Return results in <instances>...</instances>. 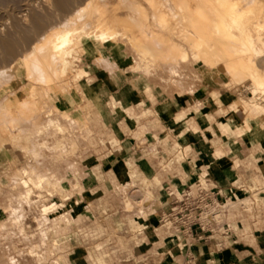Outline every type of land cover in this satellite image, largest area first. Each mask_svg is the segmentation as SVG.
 <instances>
[{
  "label": "crops",
  "instance_id": "crops-1",
  "mask_svg": "<svg viewBox=\"0 0 264 264\" xmlns=\"http://www.w3.org/2000/svg\"><path fill=\"white\" fill-rule=\"evenodd\" d=\"M117 88V93H131L121 101L126 112L102 116L98 122L80 111L78 100L67 104L63 91L56 97L55 109L65 106L71 116L87 119L86 130L72 146L75 153L82 150L86 156L87 179L79 181L74 176L67 184L98 195L76 200L78 208L68 213L67 224L55 229V235L62 238L58 248L46 243L37 248L40 254L58 255L49 264H264V159L243 134H225L217 128L221 120L238 122L234 110L223 105V89L203 84ZM101 89L104 103H108L115 90L107 85ZM180 130L186 134V143L180 140ZM12 140L11 104L3 102L0 189L7 187L10 172L33 153ZM41 140L43 156H48V145L55 155L63 154L61 133L45 132ZM63 162L61 158L58 163ZM129 173L135 174L137 188L148 193L141 203L144 212L128 213L127 202L111 195ZM195 177L204 179L220 196H231L234 206L207 242L192 239L195 243L191 245L178 227L161 217L170 212L174 193L185 187L196 189L199 181ZM51 184L60 189L64 182ZM116 204L119 208L113 209ZM34 208L28 206L21 214L24 222L40 219L42 213ZM24 232L25 236L30 231ZM20 247L13 252L29 251L27 246Z\"/></svg>",
  "mask_w": 264,
  "mask_h": 264
},
{
  "label": "rangeland",
  "instance_id": "rangeland-1",
  "mask_svg": "<svg viewBox=\"0 0 264 264\" xmlns=\"http://www.w3.org/2000/svg\"><path fill=\"white\" fill-rule=\"evenodd\" d=\"M35 1H37L36 6L29 13H32V11L46 13L47 11L39 6V0ZM115 3V0H112V3L107 4V10L105 7L100 6L94 13V19L98 18L99 15H102L101 22L109 18L108 24L104 26L105 31L116 36V41L123 43V57L120 61L110 55L105 59H97L83 52H76L72 42L66 48L65 54L58 58V61L66 66V70L57 79H48L44 76L43 70L34 64L30 65L27 71L18 77V86L11 87V85H8L14 82V76H11L9 70L11 64L27 53H30L29 57L32 61L37 60V54H34L36 52V40H32L27 46H21L13 55H5L0 46V89L7 87L6 92L0 97V104L3 102L7 105L11 104V138H13V143L22 150L33 149V153L29 157L25 156L26 162L18 164L17 168L10 172L9 178L6 179L8 180L5 185L7 187L0 189V212L2 218L0 221V264H49L56 260L58 255L55 252L40 254L37 248L45 246L47 243L57 249L62 238L55 235V229H60L67 224V221L64 220L68 213L78 208V205L75 204L76 200L79 201L82 198L98 195L94 190L83 187L72 189L67 184V182H72L74 176L79 181L87 179V171L85 170L88 161L86 156H82V150L79 154L72 149L74 140L79 138V134L86 130L87 119H77L71 116L67 113L65 106H62L60 110L55 109V101L58 100L56 97L61 95V91L65 95L64 100L67 104L71 105L78 100L80 102V111L86 116L90 113L98 122V118L102 116L113 117L118 116L123 110L126 112L121 101H124L125 97L131 95V93H117L119 85L156 84L171 86L202 84L189 71V68L193 66L197 59L191 57L189 62L185 63L179 57L160 56L152 60L139 53L133 46L132 40L145 29V23L142 22L143 20L135 6H133L131 11H127L124 7H120ZM252 3L253 0H241L237 5V9H245ZM258 5L255 6V10H257ZM193 8L201 16L198 26L206 27L205 12L200 10L196 4L193 5ZM21 9L23 7L14 11L0 10V38L16 37L21 27L29 25V22L27 24L17 23V25L14 23L18 21L22 13H25ZM255 12H253V16ZM254 20L263 22L264 13L262 17ZM50 29H53L51 33L57 36L65 31V23H58L55 26L48 27L41 34L44 36L45 32L47 33ZM156 29L164 32L161 27ZM184 29L189 30V27L185 26ZM164 33L168 35L167 32ZM172 37L175 43L188 48L184 36L173 35ZM38 44L41 46L43 42ZM255 49V52L244 51L243 55L246 59H251L255 53H259L264 58V43L258 44ZM38 55L46 60L57 58L56 56L46 58L47 56L44 52ZM147 61L148 68H146ZM262 66L264 69V59ZM214 69L217 70L219 68L216 67ZM80 70H86L87 73L79 77ZM139 74L146 75L144 82L138 80ZM221 76V83L216 86L223 89L221 96L223 105L224 107L232 108L234 110L233 116L238 122L242 123L241 118L238 116L242 108L240 98L252 95L250 91H243L247 81L236 80L226 73H221ZM105 85L115 90V92H112L111 100L108 103H104V93L102 92L103 89H101ZM94 88L96 90L95 94L92 93ZM98 90H101V92H98ZM19 95L21 100L20 103H17L15 99ZM183 126H179V128ZM45 132H50V134L61 133L63 135L65 140L63 154L55 155L50 145L47 146L49 150L48 156L40 154L41 146L44 145V141L41 139ZM262 132H264V123ZM186 142L187 138L183 143ZM61 158L62 161L64 160L62 165L58 163ZM25 169L28 170L29 175H40L43 179L37 183L31 182L23 185L21 181L26 177L24 175ZM195 178L199 182L205 183L204 179ZM55 181H63L64 184L60 189H57L51 184V182ZM137 185L135 174L129 173L128 177L124 178L121 186L113 188L111 194L112 197H122L125 202L130 201L132 203L131 209H127V206L124 207L130 214L144 212L142 204L137 201L138 197L143 194L137 188ZM165 192L167 193L168 190ZM28 206H35L34 211L37 213H42L45 206L50 207L46 215L49 220L46 222L43 219H36L24 222L21 214L25 213V209ZM112 207L113 209L119 208L117 204ZM171 208L172 206L170 210ZM36 218H38V215H36ZM39 218H42V215ZM35 228L38 229L34 231ZM41 228L49 231V237L45 239L44 243L39 235ZM24 229L30 231L29 235H23L25 234ZM14 230L17 231V235H15ZM194 243V240L190 239L188 241V244L192 245ZM20 246H27L26 250L29 251L13 252L14 248H22Z\"/></svg>",
  "mask_w": 264,
  "mask_h": 264
},
{
  "label": "bare ground",
  "instance_id": "bare-ground-1",
  "mask_svg": "<svg viewBox=\"0 0 264 264\" xmlns=\"http://www.w3.org/2000/svg\"><path fill=\"white\" fill-rule=\"evenodd\" d=\"M241 0H115V4L131 11L133 6L139 12L145 29L140 35L132 40L135 49L144 57L152 60L160 56L179 57L182 62H189L190 58L197 59L189 68L193 77L205 85H217L221 83V73L229 74L236 80L247 81L243 91H250L252 95L241 97L242 108L238 113L242 123L233 120H221L217 128L225 134L232 131L243 134L249 143L254 146L256 154L264 159V69L262 58L255 53L251 59H246L244 51H256L255 46L264 43V21L258 22L264 13V0H253L252 5L245 9H237ZM39 6L46 13L29 11L36 6L35 0H0V10L23 11L18 21L14 23L27 24L18 30L16 37L0 38V46L5 55L15 54L21 46H27L32 40L35 42L34 54L37 60L32 61L30 53L23 55L14 61L10 67V74L14 76V82L9 83L11 87H17L18 77L24 74L30 65H36L43 70L44 76L55 80L66 70V66L58 61L63 56L66 48L73 42L76 52L105 59L109 55L116 57L119 61L123 57V43L116 41L115 37L105 31L109 18L101 22V16L94 19V13L100 6L112 3V0H39ZM196 4L200 10L205 12L207 26L199 27L200 15L195 11ZM257 10H255V6ZM107 10V8H106ZM53 11V12H51ZM256 11V12H255ZM104 12V11H102ZM253 12H255L253 16ZM13 17V16H11ZM63 18V19H62ZM58 23H65V31L54 36L50 29L44 36L42 31ZM188 24V25H187ZM185 26L189 30H185ZM96 29H95V28ZM161 27L164 32L156 28ZM173 35L185 37L188 48L175 43ZM43 36V37H42ZM145 37V38H144ZM43 42L40 46L38 43ZM44 52L46 58L56 56V59L46 60L38 55ZM258 52V51H257ZM264 57V55H263ZM200 62L204 63L201 64ZM148 61L146 68H148ZM219 68L215 70L214 68ZM194 71V73H193ZM86 70H80L79 77L86 74ZM138 80L144 82L146 75L139 74ZM0 89V97L6 92ZM214 98L216 94H213ZM19 95L15 102L20 103ZM179 137L182 142L186 141V134L180 130ZM23 185L31 182L37 183L43 179L42 176L29 175L24 170ZM147 192L138 197V203H143ZM132 203L127 202V209L132 208ZM45 206L42 218L48 221V209ZM43 240L48 238L49 231L40 229Z\"/></svg>",
  "mask_w": 264,
  "mask_h": 264
},
{
  "label": "built area",
  "instance_id": "built-area-1",
  "mask_svg": "<svg viewBox=\"0 0 264 264\" xmlns=\"http://www.w3.org/2000/svg\"><path fill=\"white\" fill-rule=\"evenodd\" d=\"M233 206L231 196H220L205 183L198 182L195 190L185 187L173 194L172 208L161 221H170L187 240L207 242Z\"/></svg>",
  "mask_w": 264,
  "mask_h": 264
},
{
  "label": "water",
  "instance_id": "water-1",
  "mask_svg": "<svg viewBox=\"0 0 264 264\" xmlns=\"http://www.w3.org/2000/svg\"><path fill=\"white\" fill-rule=\"evenodd\" d=\"M193 73H194V71H193Z\"/></svg>",
  "mask_w": 264,
  "mask_h": 264
}]
</instances>
